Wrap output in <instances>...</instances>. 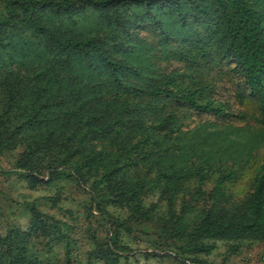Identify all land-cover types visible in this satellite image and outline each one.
I'll use <instances>...</instances> for the list:
<instances>
[{"label": "trees", "instance_id": "trees-1", "mask_svg": "<svg viewBox=\"0 0 264 264\" xmlns=\"http://www.w3.org/2000/svg\"><path fill=\"white\" fill-rule=\"evenodd\" d=\"M81 12L95 14L101 31H64L60 20ZM151 34L156 41L147 39ZM18 47L22 58L14 51L7 62L0 59V154L19 148L16 166L32 185L70 177L89 182L100 211L124 204L128 218L140 222L152 216L143 201L153 189L170 203L181 192L193 194L192 201L205 198L202 185L214 162L176 161L175 151L187 155L181 146L196 139L172 127L179 106L185 116L228 115L204 99L213 86L196 81L193 65L200 61H218L219 72L228 61L256 97L264 127V0H0V55L6 59ZM170 60L186 65L161 66ZM84 68L96 79H87ZM166 139L169 145L159 144ZM261 145L249 196L230 203L222 193L235 169L217 177L212 204L187 232L199 242L193 251L211 248L205 238H264V138ZM44 170L47 180L35 175ZM191 178L198 181L194 192L186 183ZM28 208L26 227L0 231V264H43L38 244L49 251L59 242L71 264L68 222L41 210L37 198ZM123 223L110 220L108 239L96 242L91 257L120 264Z\"/></svg>", "mask_w": 264, "mask_h": 264}, {"label": "rangeland", "instance_id": "rangeland-1", "mask_svg": "<svg viewBox=\"0 0 264 264\" xmlns=\"http://www.w3.org/2000/svg\"><path fill=\"white\" fill-rule=\"evenodd\" d=\"M49 19L56 24L55 17L50 16ZM60 23L64 31L78 36L92 35L102 29L95 14L91 13L66 16ZM146 34L142 32V35ZM147 39L155 40L152 34ZM14 51L18 58L24 55L20 54L18 47L10 50L6 59L2 53L1 63L7 62ZM216 62L211 65L200 61V66L193 65L195 79L213 86L204 93V99L214 100L228 115L185 116L183 106H179L172 122L174 129L188 131L187 136L196 139V142L186 144V150L181 146L183 153L188 152L187 155L180 157L179 151H175L178 158L176 161L189 159V163H200L202 156H209L210 161L214 162L202 185L206 191L205 198L192 201L193 194L181 192L170 203L160 196V189H153L143 201L145 206L153 207L151 218L136 222L135 219L128 218L129 207L124 204L110 202L104 207L106 212L98 210L92 200L90 183L83 182L80 178H59L32 185L21 173L23 169L16 166L19 148H13L0 154V231L5 232L12 224L26 227L30 216L28 204L37 198L41 210L68 222L73 245L69 256L71 264H104L103 259L93 258L90 253L97 241L108 239L112 231L110 220H113L114 225L124 221V226H127L119 231V245L124 246V249H117L123 253L120 264H184L179 257L184 258L188 264H264V238H205L204 243L210 244L211 248L193 251L195 244L199 242L194 241L192 235L187 233L197 226L204 209L212 204L214 197L208 194L222 172H227L230 168L236 170L232 179L225 181L221 188L222 193L229 197L230 203H237L254 190L256 174L262 161L264 127L260 121L259 103L249 93L244 78L231 71L227 60L221 62L223 72H219ZM183 65H186L185 62L174 60L161 63V66L169 70ZM82 73H87V79H96L86 68L82 69ZM176 135L177 132L172 133L171 138L177 137ZM167 140L159 144L168 142L169 145ZM153 170H146L147 176H153ZM35 175L47 180L49 172L44 170L41 173L35 172ZM186 183L193 192L198 185L196 178H191ZM48 198H52L55 205ZM38 245L43 264H66L65 242L57 243L49 251L44 243Z\"/></svg>", "mask_w": 264, "mask_h": 264}]
</instances>
